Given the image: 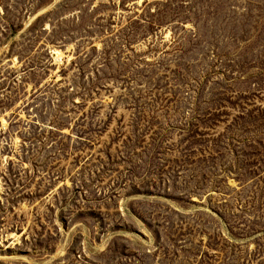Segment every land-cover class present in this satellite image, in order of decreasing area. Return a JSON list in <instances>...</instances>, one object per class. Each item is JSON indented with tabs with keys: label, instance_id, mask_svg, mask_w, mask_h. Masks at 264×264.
Segmentation results:
<instances>
[{
	"label": "rangeland",
	"instance_id": "rangeland-1",
	"mask_svg": "<svg viewBox=\"0 0 264 264\" xmlns=\"http://www.w3.org/2000/svg\"><path fill=\"white\" fill-rule=\"evenodd\" d=\"M0 264H264V0H0Z\"/></svg>",
	"mask_w": 264,
	"mask_h": 264
}]
</instances>
